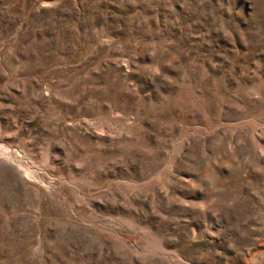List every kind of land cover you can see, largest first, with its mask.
Returning a JSON list of instances; mask_svg holds the SVG:
<instances>
[{"label": "rangeland", "instance_id": "rangeland-1", "mask_svg": "<svg viewBox=\"0 0 264 264\" xmlns=\"http://www.w3.org/2000/svg\"><path fill=\"white\" fill-rule=\"evenodd\" d=\"M0 264H264V0H0Z\"/></svg>", "mask_w": 264, "mask_h": 264}]
</instances>
